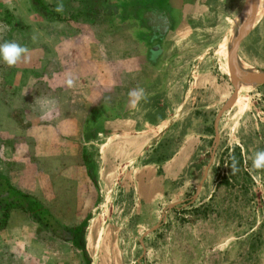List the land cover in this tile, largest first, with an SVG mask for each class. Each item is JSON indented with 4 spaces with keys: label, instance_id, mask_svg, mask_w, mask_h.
I'll return each mask as SVG.
<instances>
[{
    "label": "rangeland",
    "instance_id": "rangeland-1",
    "mask_svg": "<svg viewBox=\"0 0 264 264\" xmlns=\"http://www.w3.org/2000/svg\"><path fill=\"white\" fill-rule=\"evenodd\" d=\"M42 1L46 9L40 13L30 0H0L2 43L38 44L40 36L27 31L55 26L61 14L100 27L125 21L120 18L125 0H108L113 3L106 7L102 0ZM243 2L228 0L210 19L186 21L180 33H167L175 39L165 57L172 65L162 70L174 73L163 75L146 63L135 68L130 80L141 71L146 80L144 86L133 81L131 88L144 89L148 98L139 108L143 115L137 116L142 130L125 131L122 141L107 139L109 125L96 137L91 130L80 136L78 150L89 154L97 173L96 203L85 221L87 263L76 253L77 264H190L189 257L201 264V256L207 264H264V169H254L251 159L264 150V83L250 87L245 109L235 116V108H228L234 87L215 51L223 19L241 11ZM129 4L124 10L128 24L146 26L140 9L147 8ZM58 5L63 11L55 10ZM147 55L144 51L141 58ZM238 56L264 73V14L242 40ZM17 71L0 59L1 96L19 87L39 88V83L14 79ZM113 114L121 125L134 117ZM0 264L24 263L4 244Z\"/></svg>",
    "mask_w": 264,
    "mask_h": 264
},
{
    "label": "crops",
    "instance_id": "crops-1",
    "mask_svg": "<svg viewBox=\"0 0 264 264\" xmlns=\"http://www.w3.org/2000/svg\"><path fill=\"white\" fill-rule=\"evenodd\" d=\"M227 1L132 0L136 10L143 6L167 16L169 26L164 36L157 35L143 23L128 24L130 17L125 11L129 0L121 5L123 16L120 18L125 21L119 26L75 23V16L61 14L55 26L27 31L29 35H39L42 41L26 46L27 59L22 56L15 65L18 71L14 79L30 85L39 83V88L19 87L3 93V97L0 95L3 101L0 99V171L15 188L34 197L46 208L55 223L43 226L28 213L12 210L5 228L0 231V245H7L15 259L24 264H77L74 260L76 253H80L87 263L84 230L85 221L96 203L97 170L94 161L90 163L89 154L78 150L80 136L84 139L91 130L96 137L101 132L106 133L109 125L107 139L113 136L122 141L125 131L142 130L137 126L140 124L137 116L143 115V108H139L148 98L141 99L133 108L128 96L133 81L139 86H144L146 81L144 71L136 72L135 78L130 80L135 68L146 63L160 68L163 75L174 73L170 69L162 70L172 65L165 57L172 50L175 39L169 38L167 33H180L186 21L198 23L210 19L209 15L217 13V8ZM56 2L68 3L65 0ZM101 2L105 7L113 3ZM157 2H163L164 8ZM157 23L163 26L162 21ZM144 51L147 59L141 58ZM36 72L39 75L35 81ZM69 74L74 80L72 87L66 83ZM44 100L50 103L42 109L40 102ZM98 113L109 115L108 121L98 118ZM112 114L134 117L129 124L121 125L122 122L116 123L121 119L113 120ZM189 259L190 264L200 262L196 257ZM201 259V264H207L202 256Z\"/></svg>",
    "mask_w": 264,
    "mask_h": 264
},
{
    "label": "water",
    "instance_id": "water-1",
    "mask_svg": "<svg viewBox=\"0 0 264 264\" xmlns=\"http://www.w3.org/2000/svg\"><path fill=\"white\" fill-rule=\"evenodd\" d=\"M247 10L244 18L238 23L235 28V31L232 34V43L228 51V65H229V75L231 83L233 84L234 91L233 96L230 99L228 104V108L231 107L234 103V100L237 96V89L240 84H243L247 87L258 86L264 83V73H261V77L252 81L247 82L242 78L241 70L239 69V56L238 50L239 46L244 39V37L248 34L250 29L253 27L252 15H253V0H244L242 10ZM142 19L145 20L146 24L152 28L155 32L164 35L165 30L169 26V20L164 13H159L149 9H142ZM156 19V21H155ZM162 21L163 26L158 25L157 22ZM160 29V30H159ZM94 171V168H92Z\"/></svg>",
    "mask_w": 264,
    "mask_h": 264
},
{
    "label": "bare ground",
    "instance_id": "bare-ground-1",
    "mask_svg": "<svg viewBox=\"0 0 264 264\" xmlns=\"http://www.w3.org/2000/svg\"><path fill=\"white\" fill-rule=\"evenodd\" d=\"M247 12V10H246ZM245 10L241 9L235 16L225 17L219 27L221 33V38L217 42L215 47L216 56L221 61V69L225 74L229 75V65H228V51L232 43V34L235 31L238 23L244 18L246 14ZM264 14V0H253V15L252 21L253 25L259 20V18ZM239 69L241 70L242 78L244 81L252 82L261 77V72L248 66L245 63L239 62ZM250 88L240 84L237 89V96L232 105L235 108V116H239L245 109V98L244 96L249 92Z\"/></svg>",
    "mask_w": 264,
    "mask_h": 264
},
{
    "label": "trees",
    "instance_id": "trees-1",
    "mask_svg": "<svg viewBox=\"0 0 264 264\" xmlns=\"http://www.w3.org/2000/svg\"><path fill=\"white\" fill-rule=\"evenodd\" d=\"M30 1L35 11L45 12L46 8L42 0ZM0 44H2L1 40ZM14 209L28 213L31 218L43 226H51L55 223V219L48 210L41 206L34 197L15 188L8 176L0 171V231L5 228L9 214Z\"/></svg>",
    "mask_w": 264,
    "mask_h": 264
},
{
    "label": "clouds",
    "instance_id": "clouds-1",
    "mask_svg": "<svg viewBox=\"0 0 264 264\" xmlns=\"http://www.w3.org/2000/svg\"><path fill=\"white\" fill-rule=\"evenodd\" d=\"M58 12L63 11V6L58 5L55 9ZM28 49L24 46H21L15 42H4L0 44V59H2L7 65L14 66L20 61L23 56L25 60L27 59ZM66 83L68 87H72L74 85V80L69 74L66 79ZM128 96L130 97V105L135 108L138 102L141 99L146 98L144 89L137 88L129 91ZM50 102L47 100L41 101V108L45 109ZM252 159V167L254 169H264V150L255 151L251 157ZM232 172L235 173L238 169L236 168L235 162L233 163Z\"/></svg>",
    "mask_w": 264,
    "mask_h": 264
},
{
    "label": "flooded vegetation",
    "instance_id": "flooded-vegetation-1",
    "mask_svg": "<svg viewBox=\"0 0 264 264\" xmlns=\"http://www.w3.org/2000/svg\"><path fill=\"white\" fill-rule=\"evenodd\" d=\"M162 27V26H161ZM160 30V29H159ZM157 33V35H160V33H158V32H156Z\"/></svg>",
    "mask_w": 264,
    "mask_h": 264
}]
</instances>
